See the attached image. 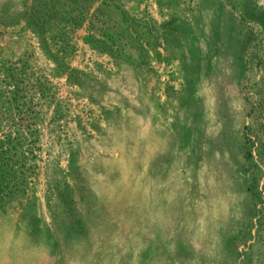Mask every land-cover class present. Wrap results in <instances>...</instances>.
<instances>
[{"label": "rangeland", "instance_id": "1", "mask_svg": "<svg viewBox=\"0 0 264 264\" xmlns=\"http://www.w3.org/2000/svg\"><path fill=\"white\" fill-rule=\"evenodd\" d=\"M0 264H264V0H0Z\"/></svg>", "mask_w": 264, "mask_h": 264}]
</instances>
